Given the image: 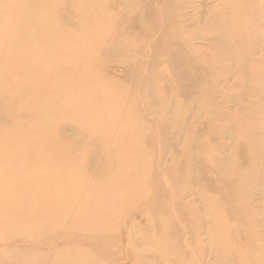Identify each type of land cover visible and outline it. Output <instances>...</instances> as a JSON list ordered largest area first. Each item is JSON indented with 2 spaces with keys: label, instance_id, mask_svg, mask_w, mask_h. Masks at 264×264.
Listing matches in <instances>:
<instances>
[{
  "label": "bare ground",
  "instance_id": "6f19581e",
  "mask_svg": "<svg viewBox=\"0 0 264 264\" xmlns=\"http://www.w3.org/2000/svg\"><path fill=\"white\" fill-rule=\"evenodd\" d=\"M98 1L85 0L74 3L69 1L63 6H57L56 18L62 25L70 19L73 20V25L76 23L78 27H87L92 23L97 25L100 21L108 23L104 28L83 32L85 37L90 38V36L97 35L102 40L87 55L80 54L84 50L83 41H81L83 44L79 43L71 50L72 54L77 55L71 63H74L71 65L72 72L79 70L76 62L78 58L81 59L80 55L89 59L90 62L94 60V63L86 68L87 73L90 75L102 72L106 77L104 79H108L109 70L123 67L125 60L137 62L140 56H146L147 53L154 56L152 59L154 66L150 67L151 72L146 73L144 70L146 68L137 70L132 65L128 66L124 82L142 91V95L134 99L135 105H127L126 93L114 103L118 86L115 83L114 87L106 93L109 98L108 103L106 94L101 96L102 98L96 96L94 106L92 105L94 110L84 109L80 112L82 116L79 119H70L74 127L81 126L87 131H85L87 133L85 136L89 140H95L99 137L98 135L104 134L106 142L112 143L109 148L100 146L96 148L93 147L94 145L90 148L87 145L85 149H81L79 144L68 140L59 128L48 133V141L44 140L47 148L53 153L40 159L43 153L33 152L31 149L34 139H30V136L28 137V134L21 130L24 131L22 128L27 127L28 131L33 130V133L39 135L45 125H51L58 119L59 116L47 114L49 106L56 105L54 98L47 95V99L42 100L38 106L26 103L21 107L19 97L22 94L20 96L13 93L0 95V109L3 107L6 109L0 113V117L5 121L10 116L15 117L14 122L11 124L5 122V125L14 127L13 137L21 138L24 142L15 145L14 148L7 145L0 149L6 154H12L13 150H16V153L23 150V157L18 153V161L25 163L17 169L18 166L13 165L9 158L7 161L0 158V166L6 162L10 164V170L6 172L5 168L0 179V187L5 190L0 193V204L2 201L6 202V210L0 212V239L3 247H7L0 248V264H41L27 259L30 250H19L9 245L19 239L28 241L30 229L48 221H55L57 229L73 225L76 227L75 233L90 232L95 235L103 233L112 237L119 235L121 230L128 242L127 248H113L109 264H210L205 262L202 254L205 246L202 235L205 230H208L207 235L212 245L211 252L215 257L217 256L219 264H264V246L260 244V234L264 232V106H261L264 96L261 92L263 88H259L261 80L258 78H260L261 71L256 74L252 69L264 66V0H103L102 9L91 11ZM152 1H156V5L160 7L154 9ZM16 3L19 4V1L17 0ZM43 3V0H37L34 6L41 8ZM24 5L33 6V1L28 0ZM116 9H120L118 11L120 14L116 13ZM49 10L48 6L44 9V11ZM29 13L30 11L21 19L16 29L8 31L5 35V38L9 40L8 48L11 51L12 62H17L23 52L26 61H34V65L39 63L37 55L31 57L18 47L22 39L26 38L30 40L28 48H31V45L43 47L45 50L49 48L55 52L53 56L58 59L57 61H63L65 64L69 62L67 55L56 52L59 49L57 40L51 39L52 37L63 39L68 31L53 28L50 35H42L41 25L45 24V21L40 20L38 12L34 16ZM158 34L162 40L152 42ZM52 40L54 44L51 43ZM142 40L150 44L142 45L140 43ZM199 43L201 45L205 43L211 48L213 43L212 52L206 51L198 45ZM171 46L175 47L174 50L170 48ZM100 56L105 60L102 65L98 63L97 57ZM2 61L5 62V60ZM207 61L214 63L220 61L223 73L217 76L213 70H202L200 65L203 62L210 66L214 65ZM160 63L170 64L177 71L171 85L172 88L170 87L171 94L165 91L164 86L166 85L164 84L161 87L163 91H161L158 86L164 80L153 76L154 68L157 69L156 64ZM34 65L25 63L19 65L20 67L15 66L13 70H16V73L20 72L19 76H29L32 75L30 70L35 67ZM26 70L28 72H25ZM70 70L68 66L60 72L59 87L64 86L66 81L64 78L70 74ZM120 74L122 75L121 72ZM142 74L143 79L135 82V78ZM53 76L54 74H46L43 77L37 75L36 81L33 79L22 81L23 87L42 86L46 84L45 80L52 81L58 77V75ZM231 80H234L232 86ZM208 81H211L210 86ZM180 86H184L185 89L178 91L177 88ZM26 90L24 88L19 93L22 91L25 93ZM36 94L45 98V94L38 91ZM168 94L170 96L167 97ZM149 97L156 98V100L149 104L147 100ZM112 99L114 100L111 101ZM158 101L161 106L156 109ZM139 102L144 104L147 110L154 111L152 114H158L155 111L158 110L172 116V124H168L167 120L161 121L159 128L165 135L169 128L173 127L176 135L180 133V136L177 137V144L169 145L164 141L161 149L175 156L179 155L181 159L184 157L186 163V168L183 169L180 164L181 159L176 161L172 166L173 174H170V168L160 166L163 169L161 175L170 181L172 189L170 193L166 192L163 195L162 200L151 198L149 201V204L155 203L156 212L149 216L147 228H141L137 223H130L125 214H117L119 206L124 205L129 209L132 205L127 200L130 190L142 191L151 187V191H155L158 187L159 190L162 188L159 186V183L161 184L159 175L156 185L154 184L155 176L153 183L135 179L136 175L141 173L155 175L156 170V167L150 166L145 159L147 145L149 143L154 145V143L151 137H147L148 126L145 127L141 121L144 113L138 110L136 104ZM177 102L179 105L175 106ZM105 103H107V109L102 113V117L109 131L104 132L96 127L89 130L86 121L100 118L99 108ZM230 105L234 106L233 110ZM116 111L117 113L124 111L121 118L111 116V113L114 114ZM66 113L63 111L60 119H64L67 116ZM25 118H31V122H26ZM195 118L201 119L199 124L206 125V132L204 140L198 143L195 150L190 151L191 147H181L178 143L184 138L185 141L190 140L191 145L197 142L196 137L200 131L198 132V123ZM183 124H188L187 129H184ZM121 130H123V135L119 137L116 133ZM183 134L184 137H182ZM239 138L246 140L247 144L248 153L244 157L246 172L240 171L241 163L239 164L237 160L229 169L222 156L229 150L226 143L228 140L233 148L232 155L235 159L237 158L235 156L238 155ZM83 150L85 151L80 156L75 157ZM115 156L117 160L114 159ZM89 163L99 171L96 180L98 184L103 183L108 186L110 184V189L121 190L120 197L109 204L108 215L101 206L95 209L96 214L102 216L101 218L107 224L111 221L116 222L115 226L108 225L105 231H96L99 228L98 222L89 223L88 226L82 225L81 223L86 221L83 215L80 216L78 222H73L79 216L74 217L71 214L77 207L85 208L89 203L99 202L101 195L83 197L76 192L69 194L63 193L60 189L53 191L51 189L56 182L71 186L78 184L82 188L92 186L89 173L88 180L79 173V169ZM205 164L211 167L222 184V189L214 186L213 195L207 191H211L212 182L209 180L201 186L198 185L196 189L191 187L194 175L191 166L197 165L200 169L199 173L203 174ZM55 167L68 174L65 173L66 176L63 177L51 175L45 181H40L36 178L39 174L34 172L35 176L18 181V176L27 174L29 169L42 171ZM127 175L132 178L130 181L133 182H119L118 177L122 178ZM111 178L113 181H110ZM74 190L75 187L72 188V191ZM51 191L52 194H48ZM168 196H171V199ZM255 199L261 202L262 217L254 207ZM169 201H171L170 205ZM198 204L202 207L200 212ZM48 208L53 210L49 215H47ZM44 211L45 213L41 215ZM158 212L166 215L176 213L184 220L186 226L180 225L178 221L163 222L155 217L159 214ZM27 217L29 220L22 222ZM6 218L12 220L6 221ZM40 235L53 240L54 246L55 242L59 245L69 239L67 236L62 238L56 232L52 234L46 230H42ZM99 237L100 235L97 236V240ZM190 250L201 252L200 262L195 260L193 253L194 260H191ZM22 258L27 261L21 260ZM71 260L69 264H86L87 258L85 261V255H78L72 257ZM63 261H66V258L62 256L57 264H62ZM95 264L103 263L96 262Z\"/></svg>",
  "mask_w": 264,
  "mask_h": 264
},
{
  "label": "rangeland",
  "instance_id": "374dc122",
  "mask_svg": "<svg viewBox=\"0 0 264 264\" xmlns=\"http://www.w3.org/2000/svg\"><path fill=\"white\" fill-rule=\"evenodd\" d=\"M16 1L15 0H0V18H1L0 19V70L2 69L0 71V95L1 94H7V93L8 94L13 93V94H16V96H20L22 94V96L19 97V99H20L19 101H21V102H19L21 107H23L26 103L37 104V106H38L42 102V100L45 101V99H47L46 97L48 95L50 98H54L56 105L51 104L49 106L47 114L50 113L52 115L59 116L58 119H56L51 125H45V127L43 129H41L39 135H36L35 133H33V130L28 131L27 127L22 128V129H24V131L21 130V132L28 134V137L30 136L29 137L30 139L31 138L34 139L33 144L31 146L32 151L43 153L41 155L40 159L43 158L45 155H50V153H53L52 150L50 151V149L47 148V145H46L44 140H46L48 138V133H50V132L52 133L53 131H56L59 128L61 129L63 135L68 138V140H70L73 143L79 144V147L81 149H85L87 145L90 148H91V145L92 146L94 145L93 147H96V148H98L99 146L103 147V148L111 147L112 143L110 142V144H108L106 142V138H105L104 134L98 135L99 137H97L95 140L87 139V137L85 136V135H87V133H86L87 131L81 126H75L74 127V125L70 123L71 122L70 119H73V118L79 119V117L82 116L80 114L81 111H84V109H88V108L93 109L92 105L95 103V99L98 96L100 98H102L101 96L108 93V91L114 87L113 85H115V83H117L119 88L117 86V91H116L117 93L115 95V100L112 99L111 101L114 100V103H115V101L117 102L118 98L126 93L125 99H126L127 105L128 106L135 105L134 99L137 98V96L138 97L141 96L142 91L140 89L134 87L133 85L132 86L126 85V83L124 82V79L126 78V73L128 71V66L132 65L135 67V69L137 68V70H139L141 68H143V69L146 68V69H144L145 73L151 72L150 67L154 66V65H152L153 64L152 59H154V56L147 53L146 56L145 55L140 56V58L137 62H132L131 60L130 61L125 60V64L123 65V67H121L120 69H117V70H113V69L109 70L108 79H104L105 76L102 72L89 75L87 73L86 68L89 65H91L92 63H94V60L92 59V62H90L89 59L83 58L84 56L80 55L81 59L78 58V62H76L78 64L77 67L79 70L72 72L73 68L71 65H74V63L73 64H71V63L76 58L77 55L72 54L71 50L74 47L78 46L79 43H82L81 41H83L84 42V50H82V52L80 54L87 55L102 40L97 35H95L94 37L90 36V38L85 37L83 32H85V30L87 31L90 29L97 30V29L104 28L108 25V23L106 21H103V22L100 21L97 23V25H95V23H92L91 25H89L87 27H85V26L84 27L83 26L78 27L76 25V23L73 25V20L70 19V21L67 22L66 24H64V25L60 24V20L58 18H56L57 6H63L64 4H66L69 1L74 3L75 1L81 2V1H85V0H65V1H63V0H43L44 3H43L41 8L38 6H36V7L34 6V4L37 0H30V1H33V6L32 5H30V6L24 5V3H26L28 0H24L23 4H22L23 0H18L19 4H17ZM20 1H21V3H20ZM200 1H202V0H200ZM103 3H104L103 0H99L97 5L95 6V8H92L91 11H93L94 9L95 10L99 9V8L102 9ZM152 3H153L154 9H158L160 7L159 5H156L157 4L156 1H152ZM46 6H48L50 8L49 11H44ZM119 10L120 9L115 10L117 14H120V12H118ZM29 11H30L29 15L32 14L33 16L38 12L39 13L38 17L40 18V20L45 21V24L42 23V25H41L42 35H50L53 28L58 29V30L61 29V30H65V31L67 30L68 31V32L66 31L67 36L64 37L63 39H59L56 37H52L51 39L57 40V44L59 45V49H57L56 52L61 53L63 55H67L69 58V62L67 61V63L65 64V62H63V61H57L58 59H55L53 56V54L55 55V52L51 51L49 48L47 50H45L43 47H38V46L35 47V45L34 46L31 45V48H28V45H30V40L27 38L25 40L22 39V41L18 47L21 50H24V52L27 53L28 55H30L31 57H34V55H37L39 57V61H38L39 63L38 64L35 63V65H34V61L33 62L26 61V58L24 57V54L22 51H21L22 52L21 55L19 53V55L21 56V57H19L20 59L17 62H12L11 51L8 48V43H9L8 41L9 40L7 38H5V35L8 31L16 29L19 26L18 24L20 23L21 19H23L28 14ZM149 26H147V27H149ZM34 32H36V30H34ZM260 32H262V31H260ZM263 32H264V29H263ZM161 40L162 39H160V36L158 34V36H156V38H154L152 40V42L156 43V42L161 41ZM51 43L54 44V41L52 40ZM140 43L142 45L150 44V42H146L145 40L144 41L142 40ZM204 44L201 45V43H199L198 45H200L206 51L212 52V48L214 47L213 43H212V48H211V46H208L206 44L204 45ZM54 46H56V45H54ZM170 48H172V50H174L175 47L171 46ZM97 58H98V63H101V65H102L103 64L102 62L105 61L104 58L101 56L97 57ZM97 58H95V59H97ZM36 59H38V58H36ZM2 60H5V62L3 63ZM207 62H210L214 65L210 66V65L206 64L205 62H203L200 65L201 66L200 68L202 70H204V71L213 70L217 76H219L220 73L221 74L223 73L222 64H220L221 63L220 61H218V63H216V62L214 63L212 61H207ZM25 63L30 64V65L32 64L36 68L33 67L30 70V73H32V75H29V76L25 75L24 77H22V76L18 75V74H20V72L17 71L18 73H16V70H13V69L16 68L15 66L20 67L19 65H23ZM8 66H10V67H8ZM68 66H69V70L72 68L70 70V74L65 76L64 79L66 81H65L64 86L59 87L58 84L61 81L59 78L60 74H61L60 72H62L63 69H67ZM155 67H157V69L154 68L153 76L159 77V78L164 80V82H162L161 85L158 86L159 89H161V91H163V89L161 87L164 84L167 86L166 87L163 85L166 89L165 91H168L169 94H171V92H170V91H172L171 85H172V82L174 80V77H175V74L177 73V71H175V69H173L170 64H161L160 63L158 65L156 64ZM210 67H212L213 69H211ZM252 69H253V72H255L256 74H258V72L261 71L260 78H258L259 80H261L259 82V88L260 87L263 88V91H261V92H262V96H264V66L254 67ZM161 70H162V72L164 71L163 75H162ZM106 71H108V70H106ZM25 72H28V70H26ZM120 72L122 73V75L120 74ZM250 72H252V70H250ZM46 74H48V75L54 74L53 77H55V76L57 77V75H58V77L56 80H52V81H49V79L45 80L46 84H43L42 86L36 85V86L29 87V88L23 87L22 81H28V80L31 81L32 79H33V81L34 80L36 81L37 75H38V77H43ZM82 74H85V75H82ZM82 76H83V78L81 79ZM262 77H263V79H262ZM91 78H93V79H91ZM141 79H143V74L137 76L135 78V82L136 81L139 82V81H141ZM16 80H17V82L14 83L13 81H16ZM88 82H90V83H88ZM208 83L210 86L211 81H208ZM233 83H234V80H231V86ZM203 85H204V82H203ZM79 86L80 87L82 86V87L80 88ZM203 87H205V86H203ZM24 88L27 89L26 90L27 94H25L26 92L24 93V91L19 93V91L24 90ZM184 89H185L184 86H180L179 88H177L178 91H181ZM218 90H220V86H218ZM37 91L41 94H45V98L44 97L41 98V96H37V94H36ZM101 92H103V94ZM94 93H96V94H94ZM169 94L166 96L167 97L170 96ZM77 97H79V98H77ZM106 97H107V103H108L109 98H108L107 94H106ZM147 100L149 101V104H150V103H152L153 100H156V98H150L149 97ZM133 101H134V103H133ZM138 101H139V99H138ZM180 101H182V100L180 99ZM107 103H105L102 106L103 108L102 107L99 108L100 118L93 119L90 121H88V120L86 121V125H87L89 130L96 127V128H99L101 131H104V132L109 131L108 125L105 123L104 117H102L103 116L102 113L105 112L107 109V107H106ZM116 105H118V104H116ZM136 105L138 106V110L144 113L143 120L141 119V121L143 122L145 127L148 126L147 137H151V140L153 141V142L152 141L151 142L154 143V145H151V143H149L147 145L148 147H147L145 159L147 160V163L150 164V166L156 167V170H155V175L154 174L148 175L146 173H141L139 175H136L135 179H137L138 181L147 182V183H149L151 181L153 183V177L155 176V183L154 184L156 185L158 182L157 177L159 175L160 182H161V184L159 183V186H160V188L162 187L164 190H162V188L159 190V187H158L155 191H151V187L149 186L150 188L144 189L142 191H137V190H135V191L130 190V192L127 191L128 192L127 200L130 202V205L131 204L132 205L129 207V209L127 207H125L124 205L119 206L118 210H117V214H125V216H128V221L130 223H137L138 225L141 226V228H147L148 224H149V222H148L149 216H152V214L153 213L155 214V212H156L155 211V203L149 204V201L151 200V198H154L155 200H158V201L162 200L163 195L166 192H169L170 189H172V185H171L170 181H168L164 176L161 175V174H163L162 168H170V172H171L170 174H173L174 170L172 169V166L175 165L176 161L181 159L179 157V155L175 156L169 151L162 150L161 148L163 147L162 146L163 142L165 141L169 145L177 144V137L180 136V133L178 135H176L175 129H173V127H170L169 130L167 131V133L165 135H163L161 133L160 128H159L160 124L162 123L161 121L165 122V120H167L166 122L168 124H170V123L172 124V122H173L172 116L170 114L166 115V113L164 111H158V110H155L158 112V114H156V113L152 114L154 111L152 112V111L147 110L145 108L144 104H141L140 102L137 103ZM177 105H179V102H177L175 104V106H177ZM160 106H161L160 102L158 101L156 109H158ZM261 106H264V101L261 103ZM194 108H195V106H194ZM230 108H231V110H233L234 106L230 105ZM217 110H218V108H217ZM3 111H6V109L4 107L0 109V113H3ZM63 111H65V113L67 111H69V112L66 113L67 116L64 119H60L61 118L60 114ZM123 113H124V111H118V113L116 111L114 114L111 113V116L114 118L119 116L121 118ZM30 119L31 118H25L24 120L26 122H31ZM200 120H201L200 118H195V121L198 123V132L200 131V134L197 136L198 138L196 137L197 142L195 144L191 145L190 140L185 141V138H184V140L179 142L178 145H180L181 147H185V148L191 147V149H189L190 151H193L197 148L198 143H201L204 140V138H205L204 133L206 132V125L204 123L199 124ZM14 121H15V117H13V116L8 117L7 121L3 120L2 117H0V147H6L7 145H9L10 147L13 146V148H14L15 145H19V143L20 144L24 143V142H22L21 138H18L15 136L13 137L14 130H15L14 127H8L7 125H5V122H8L9 124H11ZM186 125H188V124H183V126H185L184 129H187ZM30 128H32V127H30ZM116 134L119 137L122 136L123 130L118 131ZM184 136L185 135L183 134L182 137H184ZM135 137L137 138V136H135ZM239 139H240V143H239L238 155L235 156L237 158L235 159L233 157L234 155H232V151H231L233 148L231 147V144L228 140L226 141V143L228 145L227 147L229 148V150L224 152L222 154V156H223L225 165L229 169H230V166L235 164V162L237 160L239 164L241 163L240 171L246 172L247 169L245 168L244 157L248 153L247 144H246V140H244L242 138H239ZM47 141H48V139H47ZM15 151L16 150H13L12 154H9V153L6 154L3 150L0 149V158L4 159L6 161L9 158L11 160V163H13V165H15V166H18L17 169H19L20 165H25V163L23 161H18V157H19L18 153H20V155L23 157V154H22L23 150H21L20 152L18 151L17 153ZM84 151L85 150L80 151V153L76 154L75 157L80 156L82 154V152H84ZM122 157H123V155H122ZM116 158L117 157L115 156L114 159L117 160ZM180 164H181L183 169L186 168V163H185L184 157L181 159ZM205 165H206V168L203 169V174L199 173L198 170H200V169L197 165L191 166V171H192V173H194V175L192 176L193 180H192L191 187L196 189V187L198 185L201 186L202 183L209 180L214 185H212V183H211V185H210L211 191L207 190L206 188L205 189L210 193V195H213L214 190H215L214 186H215V188H218V189L221 188L222 189V184L218 180L215 172L211 169V167L209 168L207 166V164H205ZM3 166L2 165L0 166V179L3 176V172H4L3 170L5 168H6L5 169L6 172H8L10 170V164H8L7 162ZM160 166H162V168ZM27 172H25L27 174H24V175L20 174L18 176V178H19L18 181H22L26 177L29 178L30 176L31 177L35 176L34 172L39 174L36 178L40 179V181H45L51 175H54L57 177H59V176L63 177V176H66L65 173L68 174L64 170H61V169L56 168V167L53 169H43L42 171H39V170L35 171L33 169H29ZM79 173L81 175L85 176V178L87 180H88V173H89L90 179H92L91 180L92 186H88L87 188H85V187L82 188L78 184L71 186V185H68V184L63 183V182L62 183L56 182L51 187L52 191L60 189V191H62L63 193L73 194L74 192H76L77 194L82 195L83 197L90 196V195L95 196L98 194L101 195V199L99 200V202L89 203L85 206V208L77 207L71 214H73L74 217H77V216H79V217H77L75 219L73 218L74 219L73 222H78L80 219V216L83 215L86 217V221H85V223H81V224L87 225L89 223L93 224V223L98 222L97 226L99 228H97L96 231H98V230H100V231L104 230L105 231V229L108 228V225L109 226H115L116 222L111 221L107 224L104 221V219L101 218L102 216H99L96 214L95 209L97 207L101 206L105 210V214L108 215L109 214V204L111 203L112 200L118 199L120 197L121 190H118V189L112 190V188L110 189L109 188L110 184H109V186L107 184H103V183L98 184L96 180L98 179L99 171L97 170L96 167L93 166V164L89 163L87 165H84L83 167H81L79 169ZM100 175H101V173L99 174V176ZM16 177L17 176H15V178ZM114 180L115 181L120 180L119 182L122 181L123 183H125V181L127 183L133 182V181H130V180H132V178L128 175L122 176V178L118 177V180L116 178H114ZM137 180H135V181H137ZM214 180H216V181H214ZM110 181H113V179L111 178ZM117 185H115V188H117L116 187ZM74 187H75V190L72 191V188H74ZM103 187H105V188H103ZM3 191H5L4 188L0 187V193H2ZM52 191L48 194H52ZM115 195H117V196L115 197ZM168 198L171 199V196H168ZM190 199H193V198H190ZM170 202L171 201L168 202L169 205L171 204ZM199 207H200V205H199ZM254 207L257 209V212H259L261 214L260 216L262 217L263 216V212H262L263 209L261 207V202L259 199H255ZM201 209H202V207H200V210L198 209L199 212L201 211ZM2 210H6V202L5 201H2V203L0 204V212ZM52 211L53 210H51V208H48L47 209V215H49ZM44 213H45V211L41 215H43ZM158 213L159 214L155 217L159 218L163 222H171L172 223V222L178 221L180 225L186 226L184 220L182 218H180L179 216H177L176 213L168 214V215L162 214L160 212H158ZM145 214H148V215L145 216ZM5 220L11 221L12 219L6 218ZM23 220H22V222L28 221L29 217H27ZM102 222H104L105 224H103ZM56 225H57V223L55 221L43 222L39 226H36V227H33L32 229H30V235H29L28 241H25V240L22 241L21 239H19V240H16L14 243H12L9 246H11V248H16L19 250H24V249L30 250L31 252L29 253L30 255L27 256V259L30 260L31 262H37V263L39 262L41 264L42 263L46 264V262L48 264H57L60 257H62V256L66 258V261H63L62 264H69V262L72 261L71 260L72 257H77L78 255L79 256L85 255V261L87 258L86 264H89V263L95 264L96 262H100L103 264H109L111 262V258H110V254L112 252L111 250L113 248H127V245H128V242L126 241V237L124 238V233L121 230H120L121 233L119 235L111 237L108 235H104L103 233H99L97 235L90 233V232L86 233V234L82 233V232L75 233L76 227L73 225H68V227H60L59 229H57L58 227H55ZM42 230L49 231L52 234H53V232H56V234L59 237L63 238L64 236L65 237L67 236V238H69V239H67L66 241H64L63 243H61L59 245H56V242H55V246H54L53 240H51L48 237H44V236L40 235V232ZM207 232H208V230L207 231L205 230L204 234L202 235L203 240H204V245H205V246L203 245L204 248L202 249V254L204 255L205 262H209L210 264H219L217 256L215 257V255H213L211 252L212 251V245H211V242L209 241V237L207 235ZM98 235H100V237L97 240ZM260 240H261L260 244L264 246V232H262L260 234ZM182 242H184V240H182ZM3 246L4 245L1 244V239H0V248H2ZM3 248H7V247H3ZM88 250H91V251H88ZM45 253L47 255H45ZM192 253L194 255L195 260L197 262H200L201 252L197 253V252H192V250H190V255H191L190 258H191V260H194ZM238 258H240V256ZM21 260L27 261L26 259H23V258ZM25 264H29V263H25Z\"/></svg>",
  "mask_w": 264,
  "mask_h": 264
}]
</instances>
